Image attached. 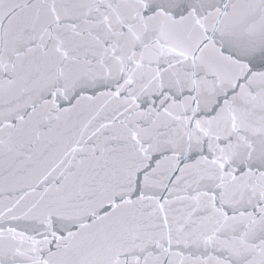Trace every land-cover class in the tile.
<instances>
[{"label":"snow or ice","instance_id":"obj_1","mask_svg":"<svg viewBox=\"0 0 264 264\" xmlns=\"http://www.w3.org/2000/svg\"><path fill=\"white\" fill-rule=\"evenodd\" d=\"M0 264H264V0H0Z\"/></svg>","mask_w":264,"mask_h":264}]
</instances>
